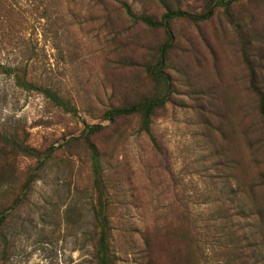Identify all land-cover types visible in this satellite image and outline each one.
<instances>
[{"label": "rangeland", "instance_id": "obj_1", "mask_svg": "<svg viewBox=\"0 0 264 264\" xmlns=\"http://www.w3.org/2000/svg\"><path fill=\"white\" fill-rule=\"evenodd\" d=\"M120 1L159 18L166 6L201 13L209 0H0V62L27 65L79 112L73 118L0 73V133L60 147L0 225V264H92L87 151L61 146L82 120L105 125L92 141L118 264H264V119L235 25L221 6L205 20L172 22L173 91L152 118L153 142L137 117L101 119L110 106L155 92L145 66L164 39L162 29L134 23ZM230 11L264 93V0ZM13 164L19 192L35 160Z\"/></svg>", "mask_w": 264, "mask_h": 264}, {"label": "trees", "instance_id": "obj_2", "mask_svg": "<svg viewBox=\"0 0 264 264\" xmlns=\"http://www.w3.org/2000/svg\"><path fill=\"white\" fill-rule=\"evenodd\" d=\"M162 4H166L165 0H160ZM240 0H209L205 10L201 13H191L179 8H171L166 6L165 11L159 18L151 15L135 14L131 10L129 4L120 1L125 14L134 22H140L150 28H160L164 32L163 42L158 46L155 52L153 63L145 66V70L155 86V92L149 97H142L136 101L122 102L121 104L110 106L102 112L101 119L109 123L120 118L137 117L138 129L151 138L152 118L157 109L163 107L168 102L173 91L172 84L168 74L166 73V64L168 55L174 43V34L172 22L175 19L185 18L191 21H201L212 16L216 7H223L229 21L233 23L240 35L242 41V54L248 65L249 74L251 76L252 88L255 90L259 98V107L264 119V93L255 85V71L252 63L248 58V50L250 40H245L243 27L235 22L230 11L232 4ZM0 73L11 77L15 86L27 92H38L47 101L60 108L73 118L79 117L78 109L71 103V100L60 95L55 89L49 85L35 81L29 73L27 65L21 64H5L0 62ZM83 128L76 136H70L64 140L61 145L65 148L72 149L76 145H83L87 151L89 167L91 172V188H92V233L90 234L92 252V264H118V258L110 246L111 240V224L109 221L107 208L108 201L106 198L105 184L103 181V169L101 164L100 150L92 141V136L100 132L105 125L102 122L87 123L82 120ZM57 146L49 145L43 149H38L19 141L14 135L9 137L0 133V151L5 155L3 163L0 164V225L8 216L10 210L23 204L28 197L29 189L36 180L38 172L44 167L46 162L50 160L57 149ZM8 149L9 154L5 151ZM10 156V159L8 158ZM17 156L28 157L35 160L33 168L26 174L19 192L13 191L12 183L14 181L13 161ZM6 196L4 199L1 196ZM2 198V200H1ZM261 219H264V213L259 210ZM264 239V236H263Z\"/></svg>", "mask_w": 264, "mask_h": 264}]
</instances>
